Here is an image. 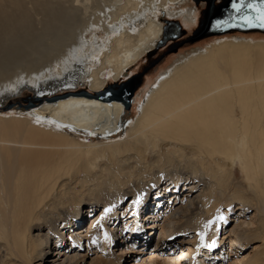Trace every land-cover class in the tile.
<instances>
[{
    "label": "bare ground",
    "instance_id": "6f19581e",
    "mask_svg": "<svg viewBox=\"0 0 264 264\" xmlns=\"http://www.w3.org/2000/svg\"><path fill=\"white\" fill-rule=\"evenodd\" d=\"M198 10L192 0H0V264H85L93 251L89 264H125L156 228L170 255L130 264H210L201 256L215 261L223 241L205 254L193 240L170 248L176 226L202 230L219 209L226 222L207 227L212 240L235 202L240 218V205L264 215V40L215 37L182 56L147 80L132 121L122 96L101 94L157 48L167 21L193 28ZM24 90L38 98L12 109ZM237 163L254 195L237 184ZM87 205L89 227L76 225ZM238 222L230 242L245 225L251 234L254 223Z\"/></svg>",
    "mask_w": 264,
    "mask_h": 264
},
{
    "label": "rangeland",
    "instance_id": "374dc122",
    "mask_svg": "<svg viewBox=\"0 0 264 264\" xmlns=\"http://www.w3.org/2000/svg\"><path fill=\"white\" fill-rule=\"evenodd\" d=\"M219 1V0H218ZM216 1V4L217 2ZM192 3L194 5H196V1L192 0ZM199 7L198 10V15H197V25H195V27L193 28H188L186 26H183L182 22L183 19L182 18H177L175 19V21H179L180 22V26L182 27V30H185V34L182 35L180 38L175 39V40H168V42L164 43V37H162V41L158 43L157 48L155 50H153L152 52L148 53L146 56V59L141 60L138 64H136L134 67H132L125 75V77H122L120 82H115L112 81L110 85H108L101 94H106L109 95L111 92H118L120 91V89L123 88V86L125 87H134L135 91H134V99H137V101L135 103H133L131 105V107L129 109H126V113H127V120L128 121H132L134 119L137 118L139 111H140V106L143 103L144 99H145V95L147 93L148 88V81L149 80H156V78L163 72H165L166 70H168L169 67H171L173 64H175L179 59H181L182 56H186L188 55L190 52H192V50L194 49H198V48H205L213 39L215 38H204V39H195V40H190L194 37V33H196L197 28L199 27V19H200V14H202V11L204 12L207 8H205L204 6L202 7L200 4L196 5ZM204 9V10H203ZM204 14V13H203ZM202 14V16H203ZM172 21V20H171ZM176 21V22H177ZM164 31L163 34L166 36L167 35V29L171 28L170 24H166L164 25ZM186 27V28H185ZM228 36H233V35H227V36H222V37H228ZM237 36H243L246 38H253L255 40H264V35H257V34H250V35H237ZM221 38V37H218ZM160 45V46H159ZM130 77V78H128ZM149 79V80H148ZM148 80V81H147ZM89 90V88L87 86H80L76 89V90ZM75 90V89H73ZM69 89H65V92L68 91H73ZM33 97V98H32ZM34 98H38L36 94H34L33 92L29 91V90H24L20 95L18 96H14L11 97V99L8 101V104H10L12 107V109H16L17 111H20L22 109L26 110L28 108H30L29 106L33 105V99ZM32 100V101H31ZM140 100V101H139ZM141 103V104H140ZM21 108V109H20ZM10 111H8L9 113ZM7 114V112H6ZM151 158V157H150ZM103 165V164H101ZM103 167V166H101ZM235 176H236V182L239 185V187H241V189H244L245 195L249 194V195H254V184L252 182V180L250 179V177L247 175L246 171L244 170V168L237 163L235 169ZM99 174L101 172H98ZM153 190V187L151 188V191ZM150 191V193H151ZM183 191V190H182ZM237 193V195H240V193H238V190L236 189V191L234 192V194ZM188 194V193H187ZM232 195V194H231ZM248 195V196H249ZM186 195H179L178 197L181 199L183 197H185ZM170 199H168L169 201ZM238 203L235 202L233 203L232 207H233V212L230 213L231 215V221H229L228 224H224V222H222L219 226H218V230L216 232V230H214V233L212 234V240H210L208 238V236L210 235L209 233L211 232V228L213 226H211L210 230L207 229V227L201 228L198 227V229L196 230L194 228L193 225L187 223V225L185 224H180L178 226H176V231L179 235V239L176 240V242H174L173 244H171L170 248H176L181 246V241L184 242L185 240H193L196 241V243L194 244L196 251L199 250V248H201V250L203 251L202 253H209V250L205 247H198V245H200L201 243V239L200 236L201 234L204 235V242L205 243H210L211 241L215 240L217 242L218 241H223V245H224V249L219 250L218 252L214 253V251L212 252L211 250V254L216 257V260H212V258L205 256L202 257L201 256V260L206 262V263H210V264H264V235L260 234L261 232V227H260V223L257 222V218L259 216L264 217V215L262 213H260L259 211H257L256 209L250 210L248 206L246 205H240V207H247V214H245L244 217L240 218V212L237 211L238 210V206H236ZM169 205L166 204L163 205V207H165L161 213H163V216H165L167 214L168 211H166L167 206ZM162 207V208H163ZM89 205H87L84 209V215L80 218V220H76V225L78 224H82L83 220H84V224H86V227H89L91 221L89 220L90 218V214L89 212ZM86 213V214H85ZM143 214V213H142ZM147 215V214H146ZM145 216H142L141 220L144 221L143 219H146ZM133 216H135V213L132 214V219ZM253 216V217H252ZM254 216H258L257 218L254 219ZM235 217H238V223L241 222H248L249 223H254L253 226L250 225L251 228V234L246 235L245 231L248 225H245L242 228V230L238 231V233H243L242 237L237 238L236 236H234V241L230 242V240L225 239L229 236L230 233L229 230L231 228H233L234 226H236V221ZM139 219V218H137ZM263 219V218H262ZM235 222H232L234 221ZM75 224V221H74ZM136 224V222H135ZM201 224H199L198 226H200ZM74 230V228L72 229V231ZM212 233V232H211ZM132 236H134V239L137 237H140V233L138 232V230H135L133 232H131ZM150 234V232H149ZM261 236H263V239L261 238ZM149 242L147 243V241L145 240L144 243L138 244L136 245V247L138 249L135 250H140L141 252H137V253H133V254H129V256L131 255L132 258L128 259L127 262L125 264H130L131 262H133V260L135 261L136 259H138L137 261H140V259H145L150 257V255L152 254V250H158L159 255L163 258L166 259L168 257V255H170V253L167 252V249L164 248V250L162 251L160 246H163L165 243V239L163 237H160V232L159 229L156 228L153 231V234L150 236L149 238ZM171 243V242H170ZM184 244L186 245H190L191 244L189 242H184ZM86 245V244H85ZM84 245V246H85ZM115 245V244H114ZM168 246V245H167ZM69 249V248H68ZM232 250V251H231ZM94 254H91V258L88 259L85 264H89L91 262V259L96 257V253L95 251H93ZM98 254V253H97ZM127 257V255H126ZM133 259V260H132ZM181 261V260H180ZM185 264H190L189 260H187V262L185 261ZM196 264H200L198 262H196Z\"/></svg>",
    "mask_w": 264,
    "mask_h": 264
},
{
    "label": "water",
    "instance_id": "95a60500",
    "mask_svg": "<svg viewBox=\"0 0 264 264\" xmlns=\"http://www.w3.org/2000/svg\"><path fill=\"white\" fill-rule=\"evenodd\" d=\"M207 3V11L204 22L202 24V30L198 34L197 38L195 39H204V38H215V37H222L227 35H250V34H262L264 35V28L259 26L247 27L242 26L243 21L239 19L240 13H236L234 9L231 7L232 0H222L224 1L218 7H216V1L218 0H201ZM238 3L239 0H236ZM199 3V2H197ZM245 5L249 3H259V0H244ZM244 13H248V9L245 7ZM230 15L235 16L236 19L233 23L236 24L234 27L230 26H223V27H213L212 25L217 19H227ZM177 21V20H176ZM175 20L167 21V24H170L171 28L167 29V35L165 36V42L168 40H175L180 38L182 35L185 34V30H182L180 26V22ZM134 87H125L123 86L122 89L118 92H111L109 95H119L123 97V101L125 104V108L129 109L134 100Z\"/></svg>",
    "mask_w": 264,
    "mask_h": 264
},
{
    "label": "snow or ice",
    "instance_id": "6c2138e0",
    "mask_svg": "<svg viewBox=\"0 0 264 264\" xmlns=\"http://www.w3.org/2000/svg\"><path fill=\"white\" fill-rule=\"evenodd\" d=\"M231 7L232 9L235 10L236 13L241 14L239 16V19L243 21L242 26H247V27L259 26L261 28H264V0H259V3H249L247 5H245L244 0H239L238 3L236 2V0H232ZM245 7L248 9V13H244ZM235 19H236L235 16L230 15L227 19H217L212 26L213 27H223V26L234 27L236 26V24L233 23ZM133 203L139 204L140 196H137L136 199L133 201ZM110 211H111V208L104 209L105 213H108ZM217 213H218L217 216L207 221V224L205 227H211L215 225L217 221L226 222L224 215L220 212L219 209L217 210ZM200 239H201V243L200 245H198V247H205L209 251H211L213 248L216 247L215 240L211 241L210 243H205L203 234H201Z\"/></svg>",
    "mask_w": 264,
    "mask_h": 264
},
{
    "label": "flooded vegetation",
    "instance_id": "af4514ba",
    "mask_svg": "<svg viewBox=\"0 0 264 264\" xmlns=\"http://www.w3.org/2000/svg\"><path fill=\"white\" fill-rule=\"evenodd\" d=\"M194 1H196V2H199L198 4H196V5H201L202 7L204 6L205 8H207V3H205V2H203V1H201V0H194ZM224 1H222V0H219L218 2H217V4H216V7H218L220 4H222ZM195 5V6H196ZM198 7V6H197ZM199 8V7H198ZM204 10V9H203ZM206 11H207V9L203 12L202 11V14H203V16H202V14H200V19H199V27L197 28V31H196V33H194V37L192 38V39H190V40H194V38H197V36H198V34L201 32V30H202V24H203V22H204V19H205V16H206Z\"/></svg>",
    "mask_w": 264,
    "mask_h": 264
},
{
    "label": "trees",
    "instance_id": "16d2710c",
    "mask_svg": "<svg viewBox=\"0 0 264 264\" xmlns=\"http://www.w3.org/2000/svg\"><path fill=\"white\" fill-rule=\"evenodd\" d=\"M32 101V100H31Z\"/></svg>",
    "mask_w": 264,
    "mask_h": 264
}]
</instances>
